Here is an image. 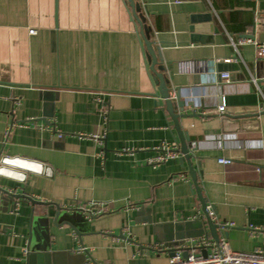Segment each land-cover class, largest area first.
<instances>
[{"label":"crops","instance_id":"obj_1","mask_svg":"<svg viewBox=\"0 0 264 264\" xmlns=\"http://www.w3.org/2000/svg\"><path fill=\"white\" fill-rule=\"evenodd\" d=\"M135 2L143 24L129 0H0V157L19 168L0 187L21 196L0 200V264H170L216 242L199 192L219 240L263 248L264 59L241 41L264 42V0ZM161 147L178 156L154 166Z\"/></svg>","mask_w":264,"mask_h":264},{"label":"built area","instance_id":"obj_2","mask_svg":"<svg viewBox=\"0 0 264 264\" xmlns=\"http://www.w3.org/2000/svg\"><path fill=\"white\" fill-rule=\"evenodd\" d=\"M36 31L31 30L29 34L34 35ZM241 44H252L256 51V58L264 59V42H256L253 40H243ZM231 78L230 73L225 72V74L221 75V79L223 81L229 82ZM226 110L225 104L220 106L219 112L220 114H224ZM94 139L97 140L100 144L101 139L97 136H94ZM162 151L161 156L157 159L151 161V164L154 166H158L161 163L166 162L169 159H175L178 155L176 152L171 151L168 148L161 147ZM232 160L230 159H219V163L222 165L231 164ZM96 206V204H94ZM94 206V207H95ZM103 213V209L101 208L98 211L91 210L88 211V214L91 217H95L101 215ZM207 213L210 219L214 221L215 215L214 212L207 208ZM233 226L234 224H229ZM229 225H227L229 227ZM264 234V228L261 231ZM199 249H203L200 253L189 254L187 258H183L182 252L177 251L174 255H172V259L170 264H264V245L263 248L253 252H240L232 249L228 240L221 239L219 242H210L208 240L202 241L199 245H197ZM207 250V251H206Z\"/></svg>","mask_w":264,"mask_h":264},{"label":"water","instance_id":"obj_3","mask_svg":"<svg viewBox=\"0 0 264 264\" xmlns=\"http://www.w3.org/2000/svg\"><path fill=\"white\" fill-rule=\"evenodd\" d=\"M129 1H130V6L134 11L133 18L135 19L136 22L143 24V20H141V18L138 17V14H140V12H141L140 4L138 2L136 3L135 0H129ZM145 44H146L148 52L151 54L152 59H153V64L150 67V69L155 74V82L160 86V92H161L163 98L166 99V101L168 103V111L171 114L173 120L176 121L177 129H180L178 115L173 112V110H174L173 103L170 100V97H171L170 96V90L167 86L166 79H165L163 74L158 73L157 70L154 69V66L157 64V56H156V53L152 49V43L145 40ZM182 106H183V103H182ZM257 112H258L257 110H254L252 112H248L249 115H247L246 118L257 121V119H258L257 118L258 117ZM262 114H264V112H262ZM242 115H243V111H240V110H236V111L226 110V112L223 114L224 122L226 123V122L234 120V121L239 123V121H241L243 119H237L236 116L240 117ZM185 151L186 150L184 148V152ZM187 159H190L189 155L187 156ZM8 160L9 159H7L4 155H2L0 157V176L1 177H3V175H6L5 172H7V171L9 174H14L15 172H18V170H19L18 167L11 164ZM189 166H190L191 174H192V176H194L195 171L192 169L191 162L189 163ZM6 176H9V175H6ZM4 194L7 195L8 197L12 198V199L13 198H17V199L21 198V196L8 193L4 188L0 187V200L3 198L2 195H4ZM199 196H200V199L202 201V206H204V211H205V217H204L205 221L204 222L208 225V227L211 231V234L213 235V239L216 242H219L220 241L219 235H218L219 226L216 223H214L212 219L209 218L208 213H207L206 203L202 199L200 192H199ZM33 202L35 203L34 200H33ZM80 221L81 220H79L78 218L76 219L74 217L73 218L70 217L66 223L75 228L74 225ZM188 255L189 254L187 252H185V253H183L182 256H183V258H187ZM26 262H27V264H56L57 263V261L55 259V255H53L52 253H50L46 250H43L42 248H41V251H39V252H30L28 254Z\"/></svg>","mask_w":264,"mask_h":264}]
</instances>
